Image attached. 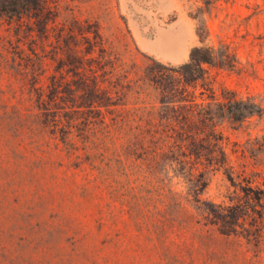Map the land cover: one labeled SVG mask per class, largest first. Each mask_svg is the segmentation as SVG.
<instances>
[{
	"label": "rangeland",
	"instance_id": "1",
	"mask_svg": "<svg viewBox=\"0 0 264 264\" xmlns=\"http://www.w3.org/2000/svg\"><path fill=\"white\" fill-rule=\"evenodd\" d=\"M47 7L48 31L38 21L0 24V264H264V222L258 248L222 236L198 204L177 196L185 186L172 174L147 179L140 160L122 159L104 160L110 179L102 177L52 136L35 96L42 89L55 100L53 82L73 80L76 53L63 52L59 38L75 19L97 26L107 60L131 79L148 67L179 68L198 47L200 59L213 52L217 59L195 73L197 95L231 91L264 107V0H218L209 13L201 0H48ZM223 61L234 68L219 67ZM219 131L230 169L208 174L200 198L227 206L243 199L249 179L264 190V155L246 151L264 137V116L224 122Z\"/></svg>",
	"mask_w": 264,
	"mask_h": 264
},
{
	"label": "trees",
	"instance_id": "2",
	"mask_svg": "<svg viewBox=\"0 0 264 264\" xmlns=\"http://www.w3.org/2000/svg\"><path fill=\"white\" fill-rule=\"evenodd\" d=\"M201 1L209 13L218 0ZM47 6L48 0H0V24L38 21L48 31ZM72 23L73 27H63L68 37L59 39L63 52L76 53L69 62L73 80L53 82L56 99L50 102L42 89L35 90L37 110L52 136L65 146L69 156H76L81 163L89 161L98 170L104 160L122 163L123 159L140 160L147 179L155 177L160 182L172 174L185 186V195L177 196L198 204L222 236L243 238L260 248L263 240L257 227L264 222V190L253 188L249 179L246 188H241L243 199L227 206L209 204L200 196L207 188L208 174L230 169L221 124L242 125L249 118L264 116V107L254 99H239L231 91L197 95L195 73L203 74V65L216 61L215 52L202 60V49L194 48L187 64L162 66V70L148 67L134 80L129 73L118 72L114 61L107 60L97 26L88 30V23L84 26L75 19ZM76 32L81 36L79 43ZM97 51L105 56L95 57ZM217 65L234 68L225 61ZM103 109L111 116L109 123ZM75 132L80 134L72 137ZM246 151L256 159L264 155V137L248 141ZM106 171L101 169L100 174L110 179ZM228 178L235 185L233 175L228 174ZM248 223L250 231L244 236L239 229H247Z\"/></svg>",
	"mask_w": 264,
	"mask_h": 264
}]
</instances>
